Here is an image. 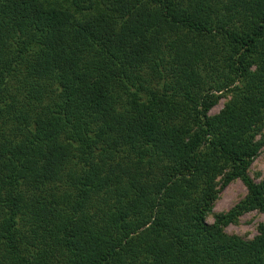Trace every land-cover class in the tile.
<instances>
[{"label":"trees","instance_id":"trees-1","mask_svg":"<svg viewBox=\"0 0 264 264\" xmlns=\"http://www.w3.org/2000/svg\"><path fill=\"white\" fill-rule=\"evenodd\" d=\"M263 146L264 0H0V264H264Z\"/></svg>","mask_w":264,"mask_h":264},{"label":"rangeland","instance_id":"rangeland-1","mask_svg":"<svg viewBox=\"0 0 264 264\" xmlns=\"http://www.w3.org/2000/svg\"><path fill=\"white\" fill-rule=\"evenodd\" d=\"M225 99L221 97L210 112H216L222 106ZM247 172L255 181H258L264 176V146L252 161ZM245 191V186L239 179H234L222 187L213 202L211 211L205 217L206 222H212L214 214L226 211L244 196ZM263 221V213L257 210H251L239 215L236 222L223 226V231L227 234L237 235L243 239H250L256 234L257 225Z\"/></svg>","mask_w":264,"mask_h":264}]
</instances>
